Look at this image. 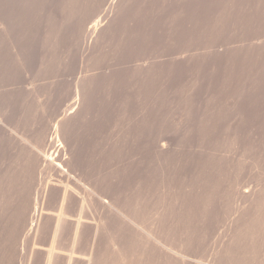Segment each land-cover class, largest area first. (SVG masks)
Returning a JSON list of instances; mask_svg holds the SVG:
<instances>
[{"label": "rangeland", "instance_id": "obj_1", "mask_svg": "<svg viewBox=\"0 0 264 264\" xmlns=\"http://www.w3.org/2000/svg\"><path fill=\"white\" fill-rule=\"evenodd\" d=\"M0 21V264H264V0H0ZM64 112L58 180L22 148Z\"/></svg>", "mask_w": 264, "mask_h": 264}, {"label": "bare ground", "instance_id": "obj_2", "mask_svg": "<svg viewBox=\"0 0 264 264\" xmlns=\"http://www.w3.org/2000/svg\"><path fill=\"white\" fill-rule=\"evenodd\" d=\"M98 27H99L98 25H94L92 28L87 29L88 32L86 31V33L89 36L93 34H97L99 32ZM66 113L67 112H64L62 114V119L58 121L53 132H52V129L50 128L49 134H47V136L45 137L42 136L41 133L37 134L36 136H34V138L31 141L26 142L25 146L22 148L24 152H26L27 154L26 162L29 165H33V170L34 169L36 171L38 170V173L45 172V171L50 172L52 176L54 175L58 177V180L64 177H68L67 174L65 173L66 170H64L65 167H68L67 165L68 163H67V160L63 158V155H64L63 154V151H64L63 144L62 142H60L59 139H57V126L61 125L65 119L72 118L70 113L68 114V116L66 115ZM56 142L58 144H55ZM158 149H159L158 150L159 152H162L165 149L164 145L162 144ZM244 193L246 194V192ZM38 205H39V200L35 196L34 203H33V209H32V213H33L32 216L34 217L38 210V207H39ZM32 227H33V224H32Z\"/></svg>", "mask_w": 264, "mask_h": 264}]
</instances>
